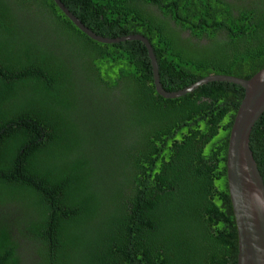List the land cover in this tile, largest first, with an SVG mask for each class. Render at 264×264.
Masks as SVG:
<instances>
[{"label":"trees","instance_id":"trees-1","mask_svg":"<svg viewBox=\"0 0 264 264\" xmlns=\"http://www.w3.org/2000/svg\"><path fill=\"white\" fill-rule=\"evenodd\" d=\"M62 2L99 36H145L168 92L264 69V0ZM244 95L214 82L167 99L141 41H95L54 0H0V228L23 235L0 229V264H237ZM250 146L264 180V115Z\"/></svg>","mask_w":264,"mask_h":264},{"label":"water","instance_id":"water-1","mask_svg":"<svg viewBox=\"0 0 264 264\" xmlns=\"http://www.w3.org/2000/svg\"><path fill=\"white\" fill-rule=\"evenodd\" d=\"M63 13L91 39L117 44L141 41L151 59L157 92L177 99L214 82L231 83L244 89L245 95L236 114L228 145L227 179L238 234L237 264H264V180L251 150V135L264 115V69L249 79L210 75L178 92H168L160 79L159 65L149 40L141 35L110 39L86 27L62 2L54 0Z\"/></svg>","mask_w":264,"mask_h":264},{"label":"flooded vegetation","instance_id":"flooded-vegetation-1","mask_svg":"<svg viewBox=\"0 0 264 264\" xmlns=\"http://www.w3.org/2000/svg\"><path fill=\"white\" fill-rule=\"evenodd\" d=\"M149 9H152L154 11V8H152V5L149 6ZM157 15H160V17L163 19V23H164V26L166 27V30H169V27L167 28V26H169V25H167L165 23V21L167 20V18L161 12L158 13ZM187 34L188 33L182 32V37H185ZM138 35H140V34H138ZM141 36H143V35H141ZM143 37H145V36H143ZM7 215H8V212H4L3 208H0V220H2V217H6L7 218ZM6 228L8 230H10L9 233L11 234V236L16 237V238L18 237V238H21L22 239L23 235L18 230H16L15 233H13V231L11 230V228H8L6 226V223L4 225H2L0 229L6 231ZM21 243H22V241H21ZM29 243L30 242H26V244H29ZM28 248H29V250H33L34 249V246L32 244H30Z\"/></svg>","mask_w":264,"mask_h":264}]
</instances>
